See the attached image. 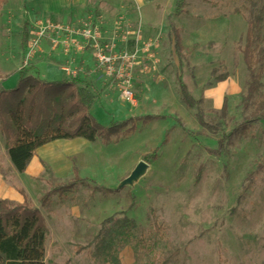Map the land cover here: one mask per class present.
<instances>
[{
    "label": "rangeland",
    "instance_id": "1",
    "mask_svg": "<svg viewBox=\"0 0 264 264\" xmlns=\"http://www.w3.org/2000/svg\"><path fill=\"white\" fill-rule=\"evenodd\" d=\"M176 2L151 0L139 7L135 3L137 20L132 30L127 33L125 24H118L127 35L116 41L121 48L133 50L139 32L140 45L143 39L157 41L152 49L139 53L131 74L132 98L122 96L123 79L108 74L90 47L77 42L91 52L97 91L107 90L91 113L106 126L129 123L117 141L99 139L82 145L80 155L72 157V170L61 181L53 172L45 173L51 189L77 176L88 180L59 195V208L55 201L41 203L38 194L46 186L37 184L33 201L40 203L52 229L46 264H264V121L242 127L255 111V103L244 107L242 102L250 82L242 49L248 21L264 0H186L183 12L169 17ZM21 16L20 10L0 12V65L6 54L22 50ZM142 16L153 25L146 27ZM76 21L97 25L105 42L114 40L103 37L99 13L86 11ZM170 21L182 31L192 66L186 70L189 89L204 99L205 119L221 123L223 131H207L199 124L196 110L183 102ZM63 36L66 39V34L51 32L43 39H49L54 49ZM31 56H26L25 67L31 65ZM6 63L12 67L16 61ZM77 74L75 69L70 75ZM220 75L226 78L218 81ZM225 96L228 113L222 118ZM232 130L234 135L223 151H210ZM4 145L2 137L1 152ZM141 161L148 163L145 172L122 185ZM53 208L70 218L71 228H60L57 222L53 228L55 217L48 214ZM109 216L116 220L108 237L112 246L102 250L94 240ZM127 218L136 223L135 228L130 225L136 238L128 241L125 228L119 227Z\"/></svg>",
    "mask_w": 264,
    "mask_h": 264
},
{
    "label": "trees",
    "instance_id": "2",
    "mask_svg": "<svg viewBox=\"0 0 264 264\" xmlns=\"http://www.w3.org/2000/svg\"><path fill=\"white\" fill-rule=\"evenodd\" d=\"M8 0H0V9ZM186 0H177L172 15L179 16L183 12ZM264 6L253 13L248 26L242 49L243 59L250 74L247 93L242 102L244 107L255 103V111L242 127L248 123L264 121ZM170 35L174 44V52L178 60L177 79L183 102L189 109L196 110L199 124L209 132H218L224 126L213 124L205 119L203 98H196L190 91L186 81V70L192 66L185 55L182 31L170 21ZM29 28L25 22L21 46L24 51L29 47ZM216 70H213V74ZM17 84L12 88L0 87V130L5 138L9 157L18 172L27 169L31 158L42 145L56 139L83 137L91 142L101 140L104 143L117 141L121 130L129 121L106 126L100 123L91 113V108L100 95L95 91L91 80L83 81L79 74L70 79L48 81L29 74L23 67L19 72ZM9 77V75H5ZM1 79H6L0 75ZM226 75L218 76L224 80ZM263 94V95H262ZM220 114L225 118L228 113V98L225 96ZM132 128L124 129L128 134ZM234 131L224 133L219 140L218 148L213 152L223 151ZM47 173H52L49 165L43 161ZM42 179V177H41ZM88 180L76 177L68 183L53 187L41 197L46 205L53 194L61 197L78 184H87ZM23 193L24 191L21 190ZM120 222L125 228V240L136 238L131 231L136 227L133 219ZM114 216L102 222V227L95 238L99 247H111L108 242L110 226L115 223ZM129 223V226H126ZM49 227L38 207L28 201L24 203L0 199V264H46V245ZM91 245H88L89 247ZM113 257V256H112ZM114 258V257H113Z\"/></svg>",
    "mask_w": 264,
    "mask_h": 264
},
{
    "label": "crops",
    "instance_id": "3",
    "mask_svg": "<svg viewBox=\"0 0 264 264\" xmlns=\"http://www.w3.org/2000/svg\"><path fill=\"white\" fill-rule=\"evenodd\" d=\"M135 3L139 7L143 3H151V0H8L0 9V12L3 14L11 9L20 10L22 13L21 22L24 21V25L25 22H28L29 44L31 39L35 37L39 26L47 20L78 24L76 20L86 11L97 12L100 15L99 25L101 26L103 37H110L118 42V40L127 37L125 32L118 26L119 23L125 24L124 28L127 30V33L136 25ZM171 16H173L172 13H170L169 17ZM142 19V23L146 27L149 24L153 25L150 21L146 23L144 16H142ZM31 30L33 31L32 33ZM41 41L42 46L32 54L29 60L32 63L31 65H26L27 67L24 65L27 51H24L22 46V50L17 55L8 53L3 57L2 61L5 62L0 65V75L5 76L14 73L10 78L4 79V81L0 78L3 82V87H14L19 78L17 71L20 72L23 67L28 70L29 74L48 81L70 79L73 77L70 75L71 71L75 72L76 69L80 79L83 81L91 80L93 82L95 91L100 95L99 99H103L107 90L97 91V85L92 78L96 68L92 65V61H90L91 52L89 50L84 51L78 46L77 42L80 41L79 38L76 42L68 44L63 36L60 38V44L54 46V49L50 48L49 39ZM146 41L150 40H142V42ZM12 60L16 61V63L12 64L13 68L9 67L6 63ZM2 137L3 135L0 130V141H2ZM89 142L86 138L76 137L71 139H56L46 143L37 149L36 154L31 158L24 172L17 171L9 157L7 147L4 145L6 148H4L3 152L0 151V199H8L17 203L28 201L32 206L38 207L43 213L49 227V235L52 234V229L48 222L50 218H47L44 210L39 206L40 203L33 201V191L37 184H45V192L51 189L45 176L46 170L43 161L49 165L55 178L61 181L62 175L72 170V157L80 155L79 153L82 147H84L82 145L90 144ZM44 193L41 192L38 194V197L41 199ZM54 201L56 203L55 207L59 208L58 202L60 201V197L58 193L51 196L50 202L47 205L52 204V202L54 204ZM63 202H66V199ZM48 214L55 217L56 221L53 223V228L56 229V222L60 228H71L72 225L69 223L70 218L68 219L67 216L62 217L58 209L48 212Z\"/></svg>",
    "mask_w": 264,
    "mask_h": 264
},
{
    "label": "built area",
    "instance_id": "4",
    "mask_svg": "<svg viewBox=\"0 0 264 264\" xmlns=\"http://www.w3.org/2000/svg\"><path fill=\"white\" fill-rule=\"evenodd\" d=\"M51 32L66 34V43L68 44L76 42L79 38L83 44L81 47H90L99 65L108 74H115L121 80L123 79L122 96L125 98L133 97L131 74L140 51L152 49L157 42L150 40L140 45L141 33L139 32L137 37H135L136 47L133 50H129L127 47H119L115 40L105 42L97 25L85 24L83 26L47 20L39 26L35 37L31 39L27 57H30L35 52L42 38Z\"/></svg>",
    "mask_w": 264,
    "mask_h": 264
},
{
    "label": "water",
    "instance_id": "5",
    "mask_svg": "<svg viewBox=\"0 0 264 264\" xmlns=\"http://www.w3.org/2000/svg\"><path fill=\"white\" fill-rule=\"evenodd\" d=\"M147 168H148V163H146L145 161H141L140 164L138 165V167L133 172V174L130 176V178L125 179L122 182V185L126 184L127 182H129L131 180H135V179L139 178L145 172V170Z\"/></svg>",
    "mask_w": 264,
    "mask_h": 264
}]
</instances>
